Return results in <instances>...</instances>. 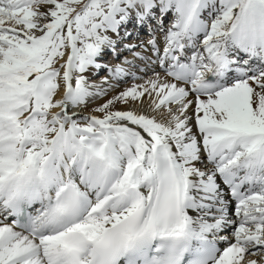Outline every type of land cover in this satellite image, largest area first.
Segmentation results:
<instances>
[{
  "label": "snow or ice",
  "instance_id": "obj_1",
  "mask_svg": "<svg viewBox=\"0 0 264 264\" xmlns=\"http://www.w3.org/2000/svg\"><path fill=\"white\" fill-rule=\"evenodd\" d=\"M0 264H264V0H0Z\"/></svg>",
  "mask_w": 264,
  "mask_h": 264
}]
</instances>
